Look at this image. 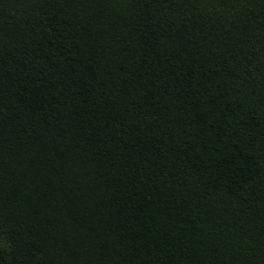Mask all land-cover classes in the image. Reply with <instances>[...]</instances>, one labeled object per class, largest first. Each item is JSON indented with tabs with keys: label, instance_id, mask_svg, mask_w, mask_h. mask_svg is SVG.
I'll list each match as a JSON object with an SVG mask.
<instances>
[{
	"label": "trees",
	"instance_id": "1",
	"mask_svg": "<svg viewBox=\"0 0 264 264\" xmlns=\"http://www.w3.org/2000/svg\"><path fill=\"white\" fill-rule=\"evenodd\" d=\"M0 264H264V0H0Z\"/></svg>",
	"mask_w": 264,
	"mask_h": 264
}]
</instances>
